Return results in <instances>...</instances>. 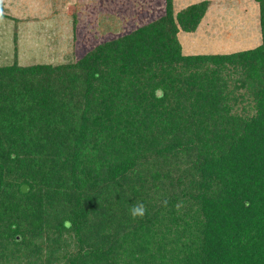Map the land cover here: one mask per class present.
I'll return each mask as SVG.
<instances>
[{
    "label": "trees",
    "instance_id": "16d2710c",
    "mask_svg": "<svg viewBox=\"0 0 264 264\" xmlns=\"http://www.w3.org/2000/svg\"><path fill=\"white\" fill-rule=\"evenodd\" d=\"M254 1L253 49L183 54L209 1L165 0L74 63L0 66V264H264Z\"/></svg>",
    "mask_w": 264,
    "mask_h": 264
},
{
    "label": "rangeland",
    "instance_id": "374dc122",
    "mask_svg": "<svg viewBox=\"0 0 264 264\" xmlns=\"http://www.w3.org/2000/svg\"><path fill=\"white\" fill-rule=\"evenodd\" d=\"M200 1L173 0L174 12ZM208 1L197 30L178 35L183 54H229L260 44L254 0ZM164 9L165 0H0V66L74 63Z\"/></svg>",
    "mask_w": 264,
    "mask_h": 264
},
{
    "label": "clouds",
    "instance_id": "9594fccd",
    "mask_svg": "<svg viewBox=\"0 0 264 264\" xmlns=\"http://www.w3.org/2000/svg\"><path fill=\"white\" fill-rule=\"evenodd\" d=\"M154 96L157 100H162L164 98V89L163 88L155 89L154 90ZM10 158H14V154ZM163 204H164V206H167V200H164ZM182 206H183L182 203H178L175 207L177 210H179ZM145 213H146V207L142 202L141 203H134L129 208V215L133 220H135L137 218H143ZM65 224H66V226H70L69 221H66ZM13 227H15V225H13Z\"/></svg>",
    "mask_w": 264,
    "mask_h": 264
},
{
    "label": "water",
    "instance_id": "95a60500",
    "mask_svg": "<svg viewBox=\"0 0 264 264\" xmlns=\"http://www.w3.org/2000/svg\"><path fill=\"white\" fill-rule=\"evenodd\" d=\"M28 190H29V187H28V186H22V187H21V191H22L23 193H26Z\"/></svg>",
    "mask_w": 264,
    "mask_h": 264
}]
</instances>
